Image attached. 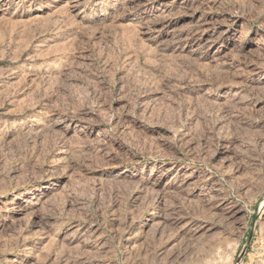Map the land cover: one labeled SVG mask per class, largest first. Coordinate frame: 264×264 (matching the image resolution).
<instances>
[{
  "label": "rangeland",
  "instance_id": "374dc122",
  "mask_svg": "<svg viewBox=\"0 0 264 264\" xmlns=\"http://www.w3.org/2000/svg\"><path fill=\"white\" fill-rule=\"evenodd\" d=\"M0 264H264V0H0Z\"/></svg>",
  "mask_w": 264,
  "mask_h": 264
},
{
  "label": "bare ground",
  "instance_id": "6f19581e",
  "mask_svg": "<svg viewBox=\"0 0 264 264\" xmlns=\"http://www.w3.org/2000/svg\"><path fill=\"white\" fill-rule=\"evenodd\" d=\"M235 208V207H234ZM230 210V209H229ZM237 210V209H236ZM237 212V211H236ZM227 215H229V214H227ZM230 216V215H229Z\"/></svg>",
  "mask_w": 264,
  "mask_h": 264
}]
</instances>
